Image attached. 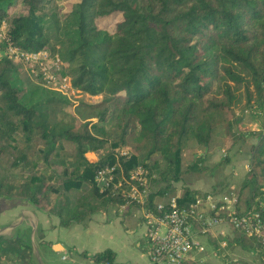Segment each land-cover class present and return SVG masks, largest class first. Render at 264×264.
Wrapping results in <instances>:
<instances>
[{
  "label": "trees",
  "instance_id": "obj_1",
  "mask_svg": "<svg viewBox=\"0 0 264 264\" xmlns=\"http://www.w3.org/2000/svg\"><path fill=\"white\" fill-rule=\"evenodd\" d=\"M51 1L22 0L25 12L12 14L15 0H0V19L13 43L58 53L73 84L101 99L82 102L89 109L84 120L54 119L51 104L67 98L31 77L35 85L27 89L20 79L26 64L1 58L0 197L30 201L63 227L85 223L126 203L95 181L99 168L119 162L125 172L138 164L150 169L147 207L153 208L156 197L172 193L182 179L189 139L204 150L228 152L248 136L235 129L239 90L249 102L257 98L248 108L264 111V0H56L62 3L54 40L43 23ZM251 135L256 142L242 187L252 189V201L258 198L248 208L264 216V123ZM124 146L135 153L118 158ZM89 151L100 152L96 162ZM156 153L160 161L148 166ZM203 157L185 171L198 168ZM158 181L166 184L152 189ZM197 194L186 188L179 202ZM237 233L238 243L254 241L264 252V231L261 237ZM212 237L209 232L214 244ZM92 257L114 262L115 252ZM35 260L29 240L0 235V264Z\"/></svg>",
  "mask_w": 264,
  "mask_h": 264
},
{
  "label": "built area",
  "instance_id": "obj_2",
  "mask_svg": "<svg viewBox=\"0 0 264 264\" xmlns=\"http://www.w3.org/2000/svg\"><path fill=\"white\" fill-rule=\"evenodd\" d=\"M0 42L5 43V47L0 48V59L9 57L24 62L27 71L41 77L44 87L69 99L83 92L73 84L66 64L58 53H53L49 48L28 50L13 43L8 35L5 19H0ZM132 154L133 151L129 148L122 147L117 157L127 159ZM150 173V169L143 164L125 172L118 162L99 168L95 175L100 191L113 188L126 199L122 207L131 203L139 207L147 227V255L150 264H177L186 259L194 249L204 251L205 246L199 238L208 236L209 232L212 234L219 226L228 225L246 236H262V212L254 208L240 209L235 193L207 191L197 194L193 201L185 204L179 202L180 195H170L166 200L156 202L153 208H148ZM221 244L226 246L227 241L223 240Z\"/></svg>",
  "mask_w": 264,
  "mask_h": 264
},
{
  "label": "crops",
  "instance_id": "obj_3",
  "mask_svg": "<svg viewBox=\"0 0 264 264\" xmlns=\"http://www.w3.org/2000/svg\"><path fill=\"white\" fill-rule=\"evenodd\" d=\"M86 156L92 162L99 159V153L96 151H89ZM231 167L236 172L235 163ZM246 173L245 171L244 176ZM182 193L177 190L171 195L181 196ZM168 196L166 194L158 196L156 202L166 200ZM137 211L135 206L131 205L125 207L111 205L106 210L91 215L85 223H73L69 227H63L57 216L35 207L30 201L0 197V235L21 237L24 240L25 237H30L35 255L50 251L48 262L50 255L66 261V264H102L95 261L92 256L97 252L111 249L115 252L116 263L150 264L147 255L149 249L147 227L139 207ZM236 233L237 231L228 225L216 227L212 231L214 236L221 235V240L218 241L220 248L228 246L229 243L231 246L241 244L235 239ZM201 237H206L212 249L210 251L206 250V247L204 251L194 249L180 262L181 264H205L204 262L216 261L215 245L208 236ZM223 240L227 241L226 246L221 244ZM201 242L204 245L202 240ZM234 250L227 254L235 261L236 259L232 257ZM219 261L220 264H224L223 260ZM7 264L14 262L9 261Z\"/></svg>",
  "mask_w": 264,
  "mask_h": 264
},
{
  "label": "rangeland",
  "instance_id": "obj_4",
  "mask_svg": "<svg viewBox=\"0 0 264 264\" xmlns=\"http://www.w3.org/2000/svg\"><path fill=\"white\" fill-rule=\"evenodd\" d=\"M62 2L56 0L51 1L44 8L46 17L43 19L45 23L47 32L52 36V39L58 38V23H59V7ZM10 11L12 14L25 12V6L22 0H15L13 6H11ZM31 77L39 85L41 84V77L31 73L30 71H24L20 73V79L23 85L29 89L32 85ZM30 79V80H29ZM30 91V90H29ZM54 91V90H52ZM57 92V91H56ZM59 93V92H58ZM61 94V93H60ZM64 96L63 94H61ZM66 97V96H64ZM67 100H57L51 104L52 115L54 119H65V120H84L89 114V109H85L82 106L83 101H99L101 96H87L86 93H78L72 98L66 97ZM256 97H254L250 102L247 100L245 90L241 89L237 92V97L234 105L235 115L237 117V124H235V129L239 131L248 132V136L238 141L234 146L227 150L224 147H217L212 151L204 150L202 147L194 141V139H189L184 147L182 160H183V170L182 179L179 182H174V191L172 193L168 192L166 195H171L177 192V190L184 191L186 188L193 191V193H204L207 191H217L219 193H230L234 192L238 194L240 209H246L252 201V189L250 187H242V182L244 180V173L250 168V146L256 142V137H253L251 133L262 128L264 123V111H260L257 108H248L249 104H256ZM129 148L128 146H124ZM100 153V152H99ZM204 156L203 161L200 162L199 167L194 170L185 171L186 167L190 163L197 161L198 158ZM224 158H228V162L224 161ZM160 161V154L156 153L148 159V166L154 167L155 162ZM235 163L236 172L231 167ZM155 175L160 177V169L153 168ZM244 176V177H243ZM243 177V178H242ZM166 183L164 181H158L152 185V189H159ZM255 198L252 201L253 207L256 206ZM164 201V200H161ZM135 206V210H138V206L135 204H130ZM138 212V211H137ZM238 234V233H236ZM214 245L216 247V261L204 262L205 264H220L219 260H223L224 264H233L234 262H239L241 264H264V252L261 251L260 247L257 249L258 245L256 242L246 240L243 244L231 246L230 243L226 247L220 248L218 241L221 240V235L214 236ZM204 242L206 250H211L212 246L207 242L206 237H200ZM199 238V239H200ZM25 240L32 244L30 237H25ZM236 248V249H235ZM235 249V250H234ZM234 250V257L236 260H232L228 256V252ZM50 251H46L39 255H35V261L32 263L24 262L19 264H66V261L59 259L56 256H50V262H48V254ZM230 257V258H228ZM228 258V259H227ZM181 264V263H180ZM202 264V263H198Z\"/></svg>",
  "mask_w": 264,
  "mask_h": 264
}]
</instances>
